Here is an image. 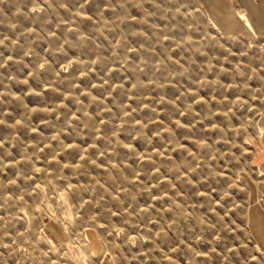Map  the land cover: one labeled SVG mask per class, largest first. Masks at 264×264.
I'll list each match as a JSON object with an SVG mask.
<instances>
[{
	"label": "rangeland",
	"instance_id": "rangeland-1",
	"mask_svg": "<svg viewBox=\"0 0 264 264\" xmlns=\"http://www.w3.org/2000/svg\"><path fill=\"white\" fill-rule=\"evenodd\" d=\"M223 1L0 0V264H264V24Z\"/></svg>",
	"mask_w": 264,
	"mask_h": 264
},
{
	"label": "crops",
	"instance_id": "crops-1",
	"mask_svg": "<svg viewBox=\"0 0 264 264\" xmlns=\"http://www.w3.org/2000/svg\"><path fill=\"white\" fill-rule=\"evenodd\" d=\"M223 2L228 3L227 0ZM240 2H242L246 6L247 15L249 16V18L264 24V0H258L257 2H254L253 0H236V4L241 8L242 6L240 5ZM261 29L264 30V27H261ZM261 38L262 40H264V37ZM261 216L264 217V212H260L259 216H257L258 222L254 227L255 234H257L259 238L264 240V218H262Z\"/></svg>",
	"mask_w": 264,
	"mask_h": 264
}]
</instances>
